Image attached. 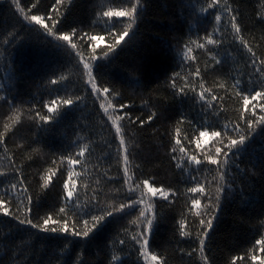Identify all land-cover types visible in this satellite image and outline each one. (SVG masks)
<instances>
[{"label": "trees", "instance_id": "trees-1", "mask_svg": "<svg viewBox=\"0 0 264 264\" xmlns=\"http://www.w3.org/2000/svg\"><path fill=\"white\" fill-rule=\"evenodd\" d=\"M18 2L26 12L31 9V14L62 17L61 30L69 35L72 27L86 32L87 37L83 42L73 37L80 50L85 48L88 37L103 36L97 49V53L102 55L101 49H106L107 44L113 42L109 29L114 34L118 29L127 28L130 22L126 17L113 18L120 23L112 27L113 19L103 17V11L125 10L135 0H63L62 5H56L55 0ZM209 2L147 0L146 11L133 23L129 37L125 38L127 43L122 41L117 55L111 62L101 61L102 67L98 70V78L104 86L117 88L123 94L124 103L133 106L131 110L123 111L129 113L134 123L127 117L120 122L124 125V139L131 153L130 170L135 172L138 181L148 179L154 181L157 187L162 186L176 193L169 196L167 201L155 198L159 218L153 229L151 250L162 255L167 264H202L198 251L193 253V249H198L195 237L200 231L199 220L206 216L197 215L196 209L189 212V208L191 200L198 198L201 200L199 212L204 213L209 203L208 196L214 194L218 182L214 181L217 176L215 171L202 168L200 172H195L192 169L196 165L189 166L184 162L187 155L195 154L201 158L208 150L214 153L219 145L209 141L202 149H197L195 143L189 144L187 140L198 135L196 130L205 123L212 126L211 130H220L225 123L231 128L242 109V100L232 87L234 79H241L244 88L250 86L252 79L248 75L252 70L246 67L250 64L248 54L238 41L232 42L227 17L217 22L216 9H208L206 13L200 11L201 6L207 7ZM33 3H37V8L32 9ZM229 3L237 10L245 29V39L258 56H264V25L256 22L264 0H229ZM24 15L11 6V0H0V95L14 99L22 112L20 123L14 124L8 118L12 113L7 106L0 107V134L5 132V124L12 127V131L4 137L8 151L5 153L0 147V172L4 173L0 176V197L12 200L22 194V188H18L10 190L7 197L2 196L5 189H10V183L15 182L12 177L22 173L26 178L25 186L33 194L32 217L42 218L63 205L62 181L72 170L80 176L77 190L81 193V203L88 200L95 189L101 193L99 198L103 202L111 204L114 189L123 183L124 166L119 137L104 111L107 108L108 113L113 112L109 104H114V99L103 93L97 98L90 94V88L86 91L82 75L74 67L76 61L43 36L30 32L28 29L33 27L34 22L25 21ZM218 26L220 32H216V38L220 39L222 33V44L207 45V50L198 48L197 44L206 43V37ZM16 33L19 35L13 43H5ZM189 41H195L189 46L193 50L190 55L196 59H185L182 63L184 45ZM88 52L90 49L85 55ZM214 55L223 61L221 65H216L212 60ZM190 63L191 67H188ZM138 66L141 71L134 72L133 69ZM196 67L201 69L202 80L193 75ZM175 73H180L181 79L177 81L178 87L173 89L169 77ZM62 75L68 79L57 85L49 82L50 79L59 80ZM183 78L190 81L189 88L195 91L186 89L185 94L179 92V88L184 87ZM137 80L141 82L140 86ZM201 83L204 84L203 89ZM221 84L224 87H220ZM256 90H259V86ZM201 91L210 92L217 99L212 100L211 95H206L208 104L202 107L203 102L197 98ZM77 95L85 99L73 106L61 105L60 115L50 124L41 125L38 120L33 121L28 117L30 107L47 114L43 104L56 100L59 105L62 98L71 96L75 99ZM145 101L159 108L158 118L148 121L150 111L144 107ZM252 103L256 105L257 114H260L259 104L264 101ZM102 104L104 107H101ZM114 106L119 108V105ZM151 110L155 111L156 108ZM115 114L122 115L123 112ZM182 117L184 122L178 123ZM140 120L144 121L143 124ZM177 128L186 153H180L179 146L175 145ZM81 147L87 149L86 155L80 157L83 167L71 168L66 159L61 162L62 157L75 155ZM173 147L177 148L175 153L172 152ZM33 149H40L43 155L33 154ZM174 155L176 159H173ZM8 157L21 172H13ZM262 158L264 136L260 135L249 143L242 155L234 158L240 169L248 168L250 173L245 178L235 168L229 169L230 174L237 175L235 194L234 198L223 203L218 219L214 221V229L206 239L205 255L211 264H231L233 257L240 256L245 259L237 260L236 264H260V260L264 259V252L259 251L260 246L255 244L257 239L264 237V176L259 171ZM178 163L183 165V169L177 166ZM50 169H57L59 178L54 177V186L46 191L41 190L39 183ZM253 171L255 175H251ZM193 177L204 184L205 195L188 191L198 186ZM38 191L39 197L35 195ZM137 215L138 212L121 221L109 223L97 233L86 250L77 247L76 254L87 256L91 264H136L138 253L132 243L121 246L117 241L113 246V237L121 224H129ZM68 218L71 220L73 217L69 214ZM182 219L187 225L185 230L191 233L190 237L179 234ZM64 235L38 232L0 213V264H69L75 258L74 245L66 242ZM189 253L193 254L190 256ZM58 254L61 257L59 260L56 259ZM252 255L259 259L252 261ZM113 257L116 259L113 260Z\"/></svg>", "mask_w": 264, "mask_h": 264}, {"label": "snow or ice", "instance_id": "snow-or-ice-1", "mask_svg": "<svg viewBox=\"0 0 264 264\" xmlns=\"http://www.w3.org/2000/svg\"><path fill=\"white\" fill-rule=\"evenodd\" d=\"M63 0H55L56 5H62ZM147 0H135L134 3L130 2V7L125 10H107L103 11V17L113 19V18H128L129 23L127 28L123 30H117L114 34L109 29V33L113 35V42L107 44L106 49H101L102 55L97 53V49L100 46V42L104 39L103 36H90L85 42V48L83 50L79 49L77 43L73 42V37H78L82 42L85 41L87 33L78 29L77 27L71 28V35L67 34L65 31L61 30L60 25H62L63 18H53L52 15H39L31 14V9L27 12L24 7H21L18 0H11V6L15 7L19 12L25 13L23 19L25 21L34 22L33 27L28 30L36 36H43L45 40L53 44L54 47L63 49L65 54L71 59L75 60L76 64L74 67L81 73L83 82L85 85V90L90 88V94H94L97 98L103 93L106 97L111 96L114 99V104L119 105L116 108L114 104H109V107L113 108L112 113H108V109L105 108V114H107L108 119L112 121L115 126V134L119 137V150H122V161H123V177L122 185L114 189V195L111 197L112 203L108 204L103 202L99 197L101 193L93 190L92 196L81 203V193L77 190V180L80 176L72 170H69L66 178L62 181L63 189V205L59 206L58 209L52 214H45L42 218L34 219L32 217L33 213V194L30 193L28 186H25V177L22 173L19 176H13L12 179L15 182L10 183V189H5L2 194L3 197H7L10 194V190H16L22 188V194L19 197L13 198L12 200H6L0 197V213L4 217H9L18 222L19 225L26 226L30 229H35L41 233L65 234L63 239L66 242L72 243L74 245L73 254L75 258L69 261V264H91V261L87 256L81 257L76 254V248H84L86 250L87 246L94 240L97 233L104 229L109 223L118 222L123 220L125 217L132 216L133 213L138 212V215L134 220L130 221L129 224H121L120 230H118L115 237H113V246H115L118 241L119 245L126 246L128 243H132L133 248L138 253L136 264H167V260L160 254L151 250V238L153 234V229L158 220V213L156 211V199L159 197L162 200H169V196H175L176 193L172 192L170 189L164 187H157L155 182H150L148 179L139 180L135 176V172L130 170L131 153L126 146V141L124 139V125L120 123L126 117L131 121V117L127 111L124 109H132L131 104H125L123 100V94L114 86H104L103 81L98 78V70L102 67L101 61L111 60L117 55V49L122 47L121 42L126 41V37H129L130 30L134 22L139 20L142 13L146 11ZM37 8V3L32 4V9ZM208 9H216L217 14L215 15V21L220 22L222 18L227 17V23L230 26V33L232 36V42H239V46L246 50L248 54V60L250 64L246 67L251 68V72L248 75L252 78L249 81L250 86L248 88L242 87V80L239 78L234 79L232 87L236 90L237 96L242 100V109L238 120L232 123V127L229 128L228 124L225 123L221 126L220 130H211L212 126L210 124H202L196 131L198 135L194 138H188L187 142L189 144L195 143L197 149H202L209 141L215 142L219 146H216L214 153L208 150L201 158L197 155L191 154L187 155L185 164L196 165L195 169L192 171L200 172L202 168H207L209 172L215 171L217 176L214 177V181H217L214 194L208 196L209 203L205 206V212H199L201 208V200L198 198H193L191 200V207L189 212L193 209L198 210L197 215L206 216V218H201L199 220L200 231L196 234L195 241H198V249H193V253L198 251L201 258L202 264H211L209 257L205 255L206 250V239L209 237V233L214 229V221L218 219V213L222 209L223 203L229 199L234 198L235 188L234 185L237 182V175L230 174L229 169L235 168L240 176L247 178L249 176L250 170L248 168L240 169L239 163L236 157L242 155L247 149L249 143H251L257 135L264 136V103L259 104V113L257 114L256 105L253 101H264V56H258L256 51L250 45L248 40L244 36V27L242 26L240 19L237 14V10L234 9L229 3V0H210L207 7L201 6V12H207ZM58 11V10H57ZM260 25H264V6H262V11L256 21ZM107 23V21H105ZM119 20L113 19L112 27H116L119 24ZM35 26H38L36 28ZM216 32H220L219 26L206 37V43H199L197 47L200 49L207 50V45L219 46L223 41V34L221 33L220 39L216 38ZM134 34V33H133ZM16 33L12 36L10 40H5V43L11 44L15 41ZM195 41H189L184 45V51L181 57V62L188 59L190 61H195V57L191 56L192 48L189 46ZM90 49L88 55L85 52ZM179 54V53H178ZM212 60L216 65H221L223 61L217 59L216 56H212ZM191 67V63L188 65ZM134 72L141 71L138 66L133 69ZM193 75L201 77V69L196 67ZM68 78L66 76H60L59 80L50 79L52 85H57L61 81H65ZM181 79L180 73H175L173 76L169 77L171 82V87L176 89L178 87L177 81ZM184 79V87L179 88L181 94H185L186 89L189 91H195L194 88H189L190 81L187 78ZM203 78L201 77V80ZM137 85L140 86L141 82L137 80ZM259 86V90H256ZM200 87L203 89L204 84L201 83ZM220 87H224L223 84ZM206 95H211L212 100H216L217 97L212 95L210 92L206 93L201 91L198 93L197 98L202 101V107L208 104L206 100ZM85 99L79 95L75 96L73 99L71 96L67 98H62L60 104L58 105L56 100H51L47 104H43V107L47 109V114H42L41 111L30 107L28 109V117L33 121L41 122V125H47L55 121L60 115V106H73ZM4 105L7 106L9 112L12 113L9 116L14 124L20 123V115L22 114L21 108L16 105L14 99H10L6 95H0V107ZM251 105V109H250ZM101 107H104L102 104ZM144 107L149 108L150 114L147 116L148 121H152L158 118L160 110L156 105H149L148 101L144 102ZM151 108H156L152 111ZM122 111V115H116L115 113ZM139 120L140 118L137 117ZM134 123V121H131ZM143 124V120H140ZM184 118L182 117L178 123H183ZM5 132L0 134V147L4 149L6 153L8 148L5 144L4 137L12 131L10 124L4 125ZM47 131V129H45ZM175 145L179 146L180 153H186V148L182 146V138L179 136V128L176 130ZM14 134V132H13ZM201 141L204 143L202 144ZM31 147V145H29ZM177 151L176 147L172 148V152ZM87 149L81 147L80 151L75 155H68L67 157H62L61 162L65 159L67 164L71 168L76 166L83 167L80 157L86 155ZM33 154L43 155L40 149H33ZM173 159H176L175 155ZM9 164L13 165V172H21L20 169H16L10 157H8ZM55 163V162H53ZM178 167L183 165L179 164ZM208 166H215L211 168ZM256 168V165H253ZM259 171L262 176H264V158L261 159L259 164ZM57 169H50L48 173L43 177L42 182L39 183V188L41 190H48L51 186H54V177L57 179ZM253 171L251 175H255ZM4 173L0 172V176ZM206 179V177H205ZM193 180L198 185L197 187H191L188 189L191 193H199L200 195H205L206 189L204 184H201L199 180L193 177ZM243 182V181H241ZM87 187V185L85 186ZM35 195L39 197L40 192H36ZM116 201H119L116 203ZM21 205L23 207H21ZM69 214L72 215L70 220ZM187 225L182 219L180 222L179 234L183 237H190L191 233L186 231ZM131 233V235H129ZM255 244L260 246L259 251L264 252V237L257 239ZM138 246V247H137ZM107 247V245H106ZM123 249H121L122 251ZM193 253H189L191 256ZM61 257L58 254L56 259L59 260ZM113 260L116 258L113 257ZM245 257H233L231 264H236L237 260L243 261ZM259 257L256 255L251 256L252 261L258 260ZM102 264V262H101ZM111 264V262H110ZM260 264H264V259L260 260Z\"/></svg>", "mask_w": 264, "mask_h": 264}]
</instances>
